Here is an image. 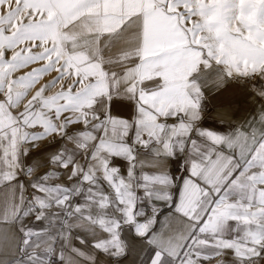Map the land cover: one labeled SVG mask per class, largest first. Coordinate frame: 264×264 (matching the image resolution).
Instances as JSON below:
<instances>
[{"label": "snow or ice", "instance_id": "6c2138e0", "mask_svg": "<svg viewBox=\"0 0 264 264\" xmlns=\"http://www.w3.org/2000/svg\"><path fill=\"white\" fill-rule=\"evenodd\" d=\"M47 2L59 9L51 23L68 27L69 22L76 25L80 21L64 34V39L73 49L69 60L85 70L79 83L88 80L81 92L67 98L69 103L80 104L77 115H72L76 109L64 105L56 110L59 126L49 117L53 139L48 144H53L57 136L72 138L84 152L87 164L76 162L69 169V162L60 153L49 170L37 178L40 168L49 162L40 159L33 175L32 168L22 162L30 150L20 145L35 146L45 139L47 129L28 124L33 129L31 138L25 133L23 139H19L18 129H0V264H41L57 241L64 240L68 246L71 231L77 226L73 217L98 225L106 234L93 241L94 255L71 249L86 264H202L208 260L216 264H264V232H246L242 240L223 239L229 221L240 220L218 207L223 197L211 207L201 199L191 211L186 200L189 185L199 189L204 183L201 178L207 179L222 158L231 160L245 148L253 157L258 153L264 158V55L243 64L234 57L216 60L215 69L211 59L199 60L195 65L197 79L189 75L166 82L163 92L170 103L157 111L159 94L147 91L144 81L137 91L135 77H129L140 65L129 67L127 61L139 58L128 57L123 51L111 57L103 55L104 48L114 40H131L136 34L133 22L141 14L125 9L129 0H119V11L108 10L116 0ZM191 2L177 0V5H183L191 15ZM232 2L217 0L214 9L201 10L200 14L215 10L218 23L226 21ZM98 8L103 11H96ZM45 26L50 27V22ZM224 63L228 70H224ZM107 64H122L124 72H109ZM82 92L87 94L83 101ZM98 104L103 105V111H93ZM125 111L128 115H121ZM65 112L69 114L61 120ZM96 131L99 138L93 134ZM249 141L253 142L251 146ZM137 149L146 154V159L137 160ZM114 157L127 160L126 177L111 165ZM57 169H69L66 182H54ZM21 174L31 182L33 193L26 192L19 180ZM98 178L110 186L118 217L94 216L89 211L113 207V198L97 190ZM138 193L148 202L150 214L146 208H138ZM29 195L30 199L26 198ZM78 195L83 196L82 204L73 199ZM204 195H209L206 190ZM61 214L63 223L57 227ZM256 215L245 216L243 222L257 223ZM42 220L47 221L44 228L31 226Z\"/></svg>", "mask_w": 264, "mask_h": 264}, {"label": "rangeland", "instance_id": "374dc122", "mask_svg": "<svg viewBox=\"0 0 264 264\" xmlns=\"http://www.w3.org/2000/svg\"><path fill=\"white\" fill-rule=\"evenodd\" d=\"M216 4L217 0H192L191 15L183 5H177V0H129L124 7L145 13L147 25L154 36L161 38V46L170 56L173 71L191 74L201 59H211L215 69L216 60L234 57L243 64L244 60L264 55L261 0H233L230 19L219 23L215 10L200 14ZM118 6L116 0L108 10L119 11ZM58 12L47 0H0V129H18L19 139L25 133L31 138L33 129L28 124L47 129L44 140L35 146L21 144L22 149H36L53 139L51 121L59 126L58 108L67 105L76 109L73 116L80 108L79 103L67 99L78 92L77 73L62 51L64 34L80 21L76 25L69 22L68 27L51 23ZM45 22L51 26L46 27ZM223 68L228 70V64L224 63ZM68 114L65 112L60 119Z\"/></svg>", "mask_w": 264, "mask_h": 264}, {"label": "crops", "instance_id": "0c3cea01", "mask_svg": "<svg viewBox=\"0 0 264 264\" xmlns=\"http://www.w3.org/2000/svg\"><path fill=\"white\" fill-rule=\"evenodd\" d=\"M118 7H120V4ZM136 12H139L141 15L136 17L133 22L136 29L135 36L131 40H114L111 45L104 48L103 55L105 57H111L123 51L128 57L139 58V60L129 59L127 61L129 67L137 65L138 63L140 65L139 67L133 68L129 77H135L134 82L136 83L137 91H139L140 82L144 81V88L147 91L159 94V98L155 103L157 111H160L161 109H166V106L170 103V98L163 92V87L166 85V82L173 80L178 81L181 77L186 78L189 75L195 80L198 78L199 72L194 71L190 74L188 72L182 73L183 70H179V72L173 71L170 65V56L165 54L166 52H164L161 46V38L157 35L154 36L152 33V27L148 26L146 23L145 13L141 11ZM72 50L71 44L64 39L62 51L71 64V67H73L77 73L76 82L78 85V92H81L84 85L88 83V80H84L83 84L79 83L78 78L82 76L85 70L77 67L69 60V54ZM89 55H91V52ZM106 66L109 72H124V65L122 64H107ZM199 71L202 72L203 69L200 68ZM155 77H159V79H155ZM122 87H126V85L122 83ZM80 99L82 101L87 99V94L82 92ZM93 111H103V105L98 104L97 108ZM121 115H128V112H122ZM93 134L99 138V131ZM77 139H79V134H77ZM48 143L49 142L41 144L36 147V149H29L30 154L24 157L22 161L26 167L32 168L33 175H35L36 171L35 165L40 159H45L49 162L47 167L40 168L37 178L49 170L51 161L54 157L59 158L58 154L60 153H63L64 159L69 162V169L71 164L76 162L87 164V161L84 160V152L72 138L68 136L61 138L56 137L53 144ZM87 143L91 144L92 142L88 141ZM129 143H131V140H129ZM252 143V141H249L250 146ZM90 149L91 146L89 151ZM251 151L255 152V149H251ZM249 152L250 149L245 148L243 153L233 156L231 160L227 157L222 158L216 169L207 179H204V177L201 178L204 180V183L200 185L199 189L194 185H189L186 189V200L188 202L189 211H191L195 204L199 203L201 199L207 202L208 206L211 207L216 200L223 197L224 200L218 207L226 209L230 211L231 214L240 217L239 222L236 220L229 221L226 234H222L223 239L226 240H242L246 232H264V213L260 212L261 209H264V158L258 153L253 157ZM261 152H264V149H262ZM144 159H146V154L137 149V160L143 161ZM111 165L119 168L121 176H127L129 170L127 160L114 157L112 158ZM69 169H57L52 177L54 182H66ZM230 172L231 175H229ZM139 173L140 168L137 167L136 174L139 175ZM97 176H100L99 171L97 172ZM224 177H227V179L225 180ZM19 180L23 181L27 193L34 192L30 187L31 182L24 179V174H21ZM233 181H236V183H233ZM96 188L98 191L113 198V207L103 211L91 208L89 210L91 214L94 216L103 214L118 217L115 207V198L110 186H108L102 178H98ZM205 190L209 195H204ZM138 195L141 197V203L138 205V208H146L148 202L143 199L142 193H138ZM26 198L30 199V195ZM73 199L76 203L82 204L84 202L83 196L78 195ZM146 210L147 213L150 214V209L146 208ZM253 212L257 214L255 219L258 222L244 223L245 216H252ZM25 222L27 223L28 220L26 219ZM72 222L77 226L71 231V235L67 242L68 246H66L64 240L57 241L54 251L51 254H45L41 264H86V261L76 256L71 250L72 248L79 249L86 255H94L96 253V250L92 247L93 241L102 238L106 234L102 232L98 225L81 221L78 217H73ZM62 223L63 214H61V221L57 223L56 226L61 227ZM46 225L47 221L42 220L35 222L31 226L44 228ZM125 231H127V228H125ZM81 240H83V243L80 242ZM203 251L210 253L213 249H204ZM58 256L60 257L59 259L57 258ZM173 264H178V262H173ZM202 264H216V261L208 260L202 262ZM233 264H245V262L233 261Z\"/></svg>", "mask_w": 264, "mask_h": 264}]
</instances>
